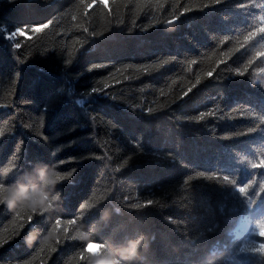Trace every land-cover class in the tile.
<instances>
[{
  "label": "trees",
  "instance_id": "1",
  "mask_svg": "<svg viewBox=\"0 0 264 264\" xmlns=\"http://www.w3.org/2000/svg\"><path fill=\"white\" fill-rule=\"evenodd\" d=\"M262 15L264 0H97L86 14L0 0V177L37 162L64 175L59 227L0 206V264H90L78 230L93 244L143 233L144 264H264L239 251L264 237L235 234L264 209L249 163L264 155V34L243 43ZM33 226L48 243H25Z\"/></svg>",
  "mask_w": 264,
  "mask_h": 264
},
{
  "label": "clouds",
  "instance_id": "2",
  "mask_svg": "<svg viewBox=\"0 0 264 264\" xmlns=\"http://www.w3.org/2000/svg\"><path fill=\"white\" fill-rule=\"evenodd\" d=\"M64 179V175L55 166L37 162L22 177L13 183H5L0 177V206L16 214L42 216L50 226L56 222L60 212V194L57 186ZM107 218V213L104 214ZM87 244V249L92 253L90 264H144L146 251L150 242L143 234L128 236L121 242L111 244H93L91 235L78 230L75 237ZM50 233H43L38 227H31L25 243H48Z\"/></svg>",
  "mask_w": 264,
  "mask_h": 264
},
{
  "label": "snow or ice",
  "instance_id": "3",
  "mask_svg": "<svg viewBox=\"0 0 264 264\" xmlns=\"http://www.w3.org/2000/svg\"><path fill=\"white\" fill-rule=\"evenodd\" d=\"M80 4L83 6L84 10H85V14L87 12L88 9H90L91 7H93L96 3L97 0H91V2L89 3L88 0H79ZM98 2L107 7V0H98ZM113 2H115V0H113ZM215 4H219L221 3V0H214ZM207 6V5H206ZM241 7H243V5H241ZM259 25L254 27L252 30H250L247 35L244 37L243 43H247L249 40L253 39L255 36L259 35V34H264V15L259 17ZM52 21H48L47 24H41L37 27H31L30 31L35 33V32H39L44 28H47L49 24H51ZM85 31H87V29H85ZM24 35L25 34V30L23 28H17L15 31H13L7 38L11 41V40H15V37L17 35ZM228 38L225 37V40H227ZM223 43V41H222ZM15 48H19L20 47V43L17 42L13 45ZM258 55H264V53H259ZM191 63H196L195 60L191 61ZM249 63H251V61H249ZM238 75H243V71L239 70L237 72ZM208 75H211V72L208 73ZM93 92L98 91V89L93 88L92 89ZM186 94V93H185ZM204 113L200 114V119H202L204 117ZM257 119L260 120L261 123H264V116H260L257 117ZM257 131L256 127H249L246 131H240V132H236L233 133V135L235 136H245L251 133H255ZM249 163L251 164V167L253 169L255 168H264V155L260 156V158L258 160H252L249 161ZM201 175H203V173H201ZM223 180L229 184V185H233L235 186V181H233L232 179H230L229 176L225 175L223 176ZM254 181H249L248 183L237 187V191H239V193L241 194V196L244 197H248V190L252 188ZM260 193H264V183H261L259 185V191L256 193L257 196H259ZM262 199H264V197H262ZM151 202V201H149ZM249 206L251 207L252 205L256 204V200L255 199H249L248 200ZM85 208L88 207L87 204L84 205ZM133 207H139V205H133ZM21 214H17V217H19ZM26 218L28 220H31L32 217L30 215H26ZM61 221L57 220L56 221V225L57 227H59ZM69 224L74 223V221L69 220L68 221ZM242 234L244 235H248L250 237H254L257 234L259 236L264 237V209H261V215L259 216V218L255 219L254 224L252 225L251 228H243ZM101 246L103 244H100ZM241 254H245V255H258L261 260H264V242H261L259 244H256L255 242L252 243L251 246L245 245L244 248H241L240 250ZM238 264H245L244 260H241L238 262Z\"/></svg>",
  "mask_w": 264,
  "mask_h": 264
},
{
  "label": "rangeland",
  "instance_id": "4",
  "mask_svg": "<svg viewBox=\"0 0 264 264\" xmlns=\"http://www.w3.org/2000/svg\"><path fill=\"white\" fill-rule=\"evenodd\" d=\"M246 223H248V222H246ZM246 223H245V227H246Z\"/></svg>",
  "mask_w": 264,
  "mask_h": 264
}]
</instances>
